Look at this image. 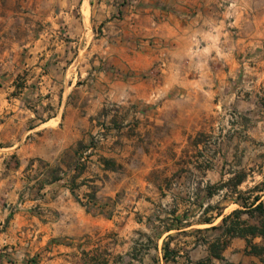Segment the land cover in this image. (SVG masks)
Wrapping results in <instances>:
<instances>
[{"label": "crops", "instance_id": "obj_1", "mask_svg": "<svg viewBox=\"0 0 264 264\" xmlns=\"http://www.w3.org/2000/svg\"><path fill=\"white\" fill-rule=\"evenodd\" d=\"M20 9L33 67L0 84V264H264L263 235L221 224L264 216V0ZM218 129L217 162L195 137ZM217 185L251 195L217 217Z\"/></svg>", "mask_w": 264, "mask_h": 264}, {"label": "rangeland", "instance_id": "obj_2", "mask_svg": "<svg viewBox=\"0 0 264 264\" xmlns=\"http://www.w3.org/2000/svg\"><path fill=\"white\" fill-rule=\"evenodd\" d=\"M26 0H0V84L4 82H16L18 85L24 84L29 77V73L32 70L31 58L32 55V42L31 32L25 33L21 28V2ZM24 20H31V11L24 10ZM76 14V13H74ZM31 24V23H30ZM31 29L32 26H29ZM24 33L25 35H21ZM27 38V39H25ZM85 44L79 45L78 43L72 47L73 57L72 67L74 70L76 65H80L83 54L85 52ZM97 64H95L96 66ZM78 83L85 81V77L75 80ZM15 94V92H14ZM72 98H76L79 95L74 93ZM224 133L221 129H218L215 133L201 134L195 137V140L201 143L202 149H215L216 150V161L222 160V155L218 154V151L222 149L224 143ZM185 160H191V158H185ZM160 171L155 172V177L160 178ZM248 188V187H245ZM252 189V187H250ZM264 187H256V189H263ZM244 190V188H241ZM240 189V190H241ZM249 189V188H248ZM215 204L218 212V208L222 209L224 206L225 196L229 198V201L234 203L236 197L235 190L232 187H224L222 185L215 186ZM241 190V191H242ZM248 191H244L242 196L249 197ZM236 205H232L226 210L228 213L231 209L235 208Z\"/></svg>", "mask_w": 264, "mask_h": 264}, {"label": "trees", "instance_id": "obj_3", "mask_svg": "<svg viewBox=\"0 0 264 264\" xmlns=\"http://www.w3.org/2000/svg\"><path fill=\"white\" fill-rule=\"evenodd\" d=\"M239 181L240 179L236 180V182H239ZM231 187L233 188V190H235L236 201H243L244 203H247V200L249 199V197L242 196L243 193L240 189H238L237 185H233ZM259 198H260V195H255L250 206H252L257 200H259ZM255 208L258 209L261 213H264V203L263 202L258 203L255 206ZM242 212H244V210L240 208L233 210L229 215L223 217L221 224L226 223V221L230 219V225L228 228V232L232 235H243L246 233L256 235L258 233L264 236V216L260 220L261 221L260 225L250 224L248 227L241 228L240 217H241ZM221 213H222V210L218 208L217 217L221 215ZM252 251L255 253H260L261 251H263V248H259L258 245H256L255 247H253ZM214 255L219 256L218 248L214 250ZM201 264H206V263L201 262Z\"/></svg>", "mask_w": 264, "mask_h": 264}]
</instances>
